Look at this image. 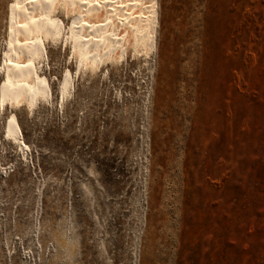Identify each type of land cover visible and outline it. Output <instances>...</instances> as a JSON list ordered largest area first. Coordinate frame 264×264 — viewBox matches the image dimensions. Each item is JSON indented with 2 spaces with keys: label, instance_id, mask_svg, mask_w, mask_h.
<instances>
[{
  "label": "rangeland",
  "instance_id": "1",
  "mask_svg": "<svg viewBox=\"0 0 264 264\" xmlns=\"http://www.w3.org/2000/svg\"><path fill=\"white\" fill-rule=\"evenodd\" d=\"M155 12L153 54L78 73L69 43L48 44V103L0 109V264H264V0Z\"/></svg>",
  "mask_w": 264,
  "mask_h": 264
},
{
  "label": "bare ground",
  "instance_id": "2",
  "mask_svg": "<svg viewBox=\"0 0 264 264\" xmlns=\"http://www.w3.org/2000/svg\"><path fill=\"white\" fill-rule=\"evenodd\" d=\"M73 15L79 17L78 23L65 26L61 22L60 16L70 19ZM117 30L124 36L117 35ZM8 31L0 109L31 111L52 97L48 83L39 75L49 59L48 44L69 43L78 73L84 68L96 74L106 62L124 59L129 48L137 54H153L155 0H14ZM72 86V77L66 75L60 86L62 100ZM4 127V137L26 155L29 147L17 119L10 116Z\"/></svg>",
  "mask_w": 264,
  "mask_h": 264
}]
</instances>
